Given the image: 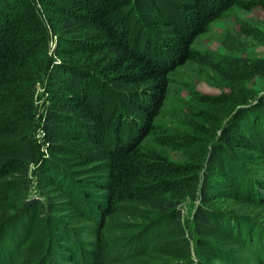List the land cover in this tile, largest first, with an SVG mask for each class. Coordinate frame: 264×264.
Instances as JSON below:
<instances>
[{"label": "trees", "instance_id": "trees-1", "mask_svg": "<svg viewBox=\"0 0 264 264\" xmlns=\"http://www.w3.org/2000/svg\"><path fill=\"white\" fill-rule=\"evenodd\" d=\"M227 1L0 0V241L27 220L0 244V264H16L31 239L20 264H81L78 256L99 264L116 215L135 254L109 264L166 257L164 245L177 241L182 255L170 263L192 264L193 234L196 264H237L228 255L253 247L255 263L264 264V97L244 107L251 97L244 89L240 103L234 93L219 97L212 112L231 118L193 168L161 163L142 147L164 100L165 60L189 57L199 22ZM254 64L264 76V59ZM42 78L53 101L42 126L47 157L32 146ZM34 183L38 195L24 200ZM196 200L183 220L178 207ZM35 221L43 231L32 236Z\"/></svg>", "mask_w": 264, "mask_h": 264}, {"label": "rangeland", "instance_id": "rangeland-1", "mask_svg": "<svg viewBox=\"0 0 264 264\" xmlns=\"http://www.w3.org/2000/svg\"><path fill=\"white\" fill-rule=\"evenodd\" d=\"M37 8H39L38 5ZM199 24L189 46V57L186 54L183 57L168 55V59L165 60L168 64V73L165 79L164 100L154 119L152 130L142 145L143 153L159 155L158 160L161 163L173 165L174 168L175 166L195 167L206 155L211 143L219 137V129L227 125L230 116L226 117L212 112L220 101L219 97L234 93L236 100L240 103L242 102L240 91L244 89L245 93L250 92L251 97L248 104L239 107L249 104L257 106L260 104L258 101L264 97V76L257 75L263 72V69L254 64L255 61L264 59V0H228L215 14L205 20L202 19ZM55 40L51 36L48 42V55L51 57H53ZM200 57H205L206 61H201ZM248 62H251V65ZM230 63H236V65L233 75L228 76ZM42 79L39 84H36L33 94L36 128L32 146L36 143L40 146L44 157H47L50 153L47 149L49 142L42 126L46 121V110L53 104V101L49 99L46 88L47 79ZM237 108L235 107L234 111ZM38 192L34 183L24 196V200L37 196ZM11 194L17 196L13 190ZM22 198L20 195V200ZM13 199L11 196V202ZM43 199L47 201L45 196ZM198 205V200L186 201L180 205L178 208L181 210L183 220L191 219ZM260 214L258 222L264 228V210ZM26 222L27 220L22 221L21 226L20 223L14 224V229L4 235L0 244L6 246L10 236L25 230ZM125 222L117 215L108 222L113 241L109 247L106 246L108 248L103 253H100L99 264H109L113 260L112 256H119L122 253L124 255L135 254L134 247L131 246L130 251L128 247H124L126 245L124 238L131 234L124 231V226L127 225ZM127 223L131 222L127 220ZM30 228L32 236L40 235L43 231L38 221L32 223ZM53 238H55L54 235ZM187 238L190 239L189 236ZM196 239L197 237L193 234L188 242L193 253L194 262L192 264L198 262L195 250ZM30 241L21 247L14 263L20 264L29 255L27 248L35 242L34 239ZM218 243L222 246L220 242ZM179 245V241L164 245V248L170 252L166 257L155 253L122 264H176L178 261L174 263L170 261L172 257L182 255V250L178 248ZM255 248L257 247H253V250L249 248V252L239 250L235 255L229 254L228 258L232 263L256 264L252 258L255 255L253 254ZM5 255L0 251L1 262L6 259ZM78 261L84 264L79 256ZM206 264H215V262H209L207 259Z\"/></svg>", "mask_w": 264, "mask_h": 264}]
</instances>
